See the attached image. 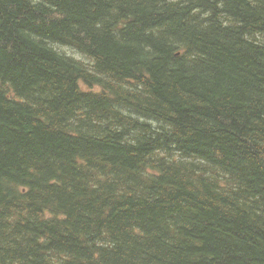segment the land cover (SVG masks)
I'll return each mask as SVG.
<instances>
[{
  "label": "trees",
  "instance_id": "obj_1",
  "mask_svg": "<svg viewBox=\"0 0 264 264\" xmlns=\"http://www.w3.org/2000/svg\"><path fill=\"white\" fill-rule=\"evenodd\" d=\"M0 264H264V0H0Z\"/></svg>",
  "mask_w": 264,
  "mask_h": 264
},
{
  "label": "rangeland",
  "instance_id": "obj_2",
  "mask_svg": "<svg viewBox=\"0 0 264 264\" xmlns=\"http://www.w3.org/2000/svg\"><path fill=\"white\" fill-rule=\"evenodd\" d=\"M70 50V51H69ZM65 51H67V53L69 54V55H73V56H76V57H78V58H80V59H86L85 58V56L83 55V54H81V53H79V52H77V51H73V49L72 48H68V47H66L65 48ZM74 53V54H76V55H74V54H72V52Z\"/></svg>",
  "mask_w": 264,
  "mask_h": 264
},
{
  "label": "bare ground",
  "instance_id": "obj_3",
  "mask_svg": "<svg viewBox=\"0 0 264 264\" xmlns=\"http://www.w3.org/2000/svg\"><path fill=\"white\" fill-rule=\"evenodd\" d=\"M70 51V50H69ZM135 82V81H134ZM114 94V93H113ZM11 95V94H10Z\"/></svg>",
  "mask_w": 264,
  "mask_h": 264
}]
</instances>
